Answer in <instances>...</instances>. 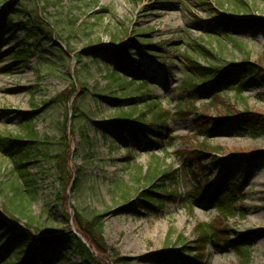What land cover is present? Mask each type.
I'll return each mask as SVG.
<instances>
[{"label":"rangeland","instance_id":"1","mask_svg":"<svg viewBox=\"0 0 264 264\" xmlns=\"http://www.w3.org/2000/svg\"><path fill=\"white\" fill-rule=\"evenodd\" d=\"M245 1L244 9H236L231 0H0V135L24 136L22 118L31 115L40 140H28L32 153L21 169L31 192L36 193L31 210L55 229L51 235L35 234L60 236L63 241L37 251L41 264H83L67 248L73 242L67 232L72 207L89 215L101 213L104 244L130 258L131 264H189L193 258L180 253L179 236L191 247L197 223L210 224L219 215L212 202H195L192 197L194 189L206 185L209 194L230 195L234 210L240 213L242 209V217H226L225 229L233 239L244 240L250 264H264V137L241 134L232 119L233 113L245 110L264 113V87L255 80L244 82L240 68H228L225 91L220 94L225 105L215 108L210 107L214 94L198 79L192 81L198 90L188 86L184 73L185 55L203 66L210 60L195 44L209 51L215 65L227 67L243 61L244 54L231 45L232 36L216 35L215 28L204 23L221 16L243 22L231 34L249 52L248 61H259L264 53V27L255 23L264 21V0ZM36 2L37 11L50 17L49 24L61 26L71 18L76 23H96V27L79 31L67 42L58 37L39 39L28 62H13L8 57L11 52L35 42L29 37L38 27ZM16 7L23 11L10 17ZM113 27L119 39L125 32L140 34L145 46L117 60L118 41L112 43L109 32ZM136 41L139 46L141 41ZM91 49L97 50V56L86 61ZM77 54L83 57L81 62ZM83 63L92 76L85 78L82 86L87 95L79 98L77 106L87 118L83 131L78 128L66 144L69 158L59 162L57 156L64 152V123L70 116L67 109L78 91L68 105L57 95L72 89L69 84L79 78ZM111 72L127 78L126 94L109 80ZM130 79L145 81L152 98L168 111L167 130L160 136L148 125L117 116L118 106L128 110L135 103L137 84H129ZM240 85L238 97L235 89ZM191 105L198 111L189 110ZM203 111L205 118L200 114ZM224 111L228 120L219 123ZM191 136L219 149L204 151L192 160L196 143ZM0 147V169L8 176L14 160L7 156L8 149ZM185 156L191 158L189 165ZM165 170L174 171L173 177L164 178L160 172ZM78 171L80 199L70 188ZM143 176L156 177L155 187ZM141 190L152 199H141ZM64 193L69 197L66 205L61 200ZM2 209L0 197V216L16 230L22 221ZM9 234L0 227V264L9 257L13 260L15 239L10 240ZM202 254L199 261L194 260L196 264H239L232 248L218 237L205 245Z\"/></svg>","mask_w":264,"mask_h":264},{"label":"trees","instance_id":"2","mask_svg":"<svg viewBox=\"0 0 264 264\" xmlns=\"http://www.w3.org/2000/svg\"><path fill=\"white\" fill-rule=\"evenodd\" d=\"M231 2L236 9H244V7L247 5L245 0H231ZM37 6L38 4L36 2L34 6V10L36 11L39 10ZM22 11L23 9L20 7L13 8L10 17H12V15H19V13ZM35 16L38 27L29 37L31 39H35V42L33 45L27 46L25 48H19L11 52L8 57H10L13 62H28L36 49L35 47L38 45L37 42L39 41L37 40L39 39L47 38L49 40H54L56 37H58L59 39H65L67 42L79 31L83 32L89 28L96 27V23L90 24V22L86 20L76 23V21H74L75 19L71 18L61 26L49 24L48 20H50V17H44L40 11H37ZM51 17L53 18L54 16ZM103 18L104 16H101L98 20L101 22ZM54 20L57 21V18ZM8 22H10V18ZM204 23L208 24L212 28H215L217 32L216 35L226 34L232 36L233 39L231 40V45L241 51L244 54V58L240 65L231 63L228 64L227 67L218 66L214 64L211 54L205 49L203 45L200 46L195 44V49L199 50L207 59L210 60L207 65L203 66L199 64L196 58H193L190 55H185L184 73L188 79L186 84L190 87H194L195 90H198L199 87L193 84L192 81L195 79L202 81L214 94L215 100L210 101L212 104L210 107L215 108L225 105L220 94L225 91L223 90V86L225 87L227 82L226 76L228 73V68H240V73L243 78H245L244 82L255 80L260 82L264 87V53L259 56V61H248L249 52L245 50L242 42L236 39V37L233 36L230 31L231 29H234V26L241 25L243 22L221 16L215 21L205 20ZM255 24L256 26L264 27L263 20H258ZM99 26H102L103 29L106 28V25ZM115 30V27H113L111 30H109V32L111 35V42L114 43L118 41V46L115 51L116 57L118 58L117 60H120L121 57L123 58L127 55L138 53L136 49L141 48L142 44L145 46L143 40H140V34L135 35L132 33V35L128 36L129 34H126L125 32L124 34L122 33L124 38L119 39V31ZM42 32H44L43 35ZM95 39L99 40L98 37ZM136 40L141 41L139 46L135 45L134 42H137ZM102 50L105 51L104 49ZM96 56L97 50L91 49L90 53L84 59L86 61H91L92 59L96 58ZM75 58L78 62H81L83 57H81L80 54H77L75 55ZM147 74H149V72H147ZM78 76L79 78L73 79V81L70 82L69 85H71V90L66 89L57 95L61 102H66L68 105V101L73 96H75L78 91V95L75 96L74 103H72L69 107L67 106L70 116H67L64 123V152L62 155L57 156L59 162H63L66 158H69L70 151L68 148H66V144L72 138V136H74L75 131L78 128L83 131L84 119L87 118L86 113L77 106L79 98L87 95L82 84H85V78L89 79L92 76L87 64L83 63V70ZM107 76L110 81L117 84V88H120L123 94L127 93L125 89L128 84L126 82V77L120 78L115 72H111ZM128 82L129 84H137L134 85L135 87H133V91L136 92L135 103L131 105L128 110L118 106L117 116L126 120H132L148 125L151 132L157 136H160L162 131L165 132L167 130L166 121L169 119L168 111L163 109V107L158 104L156 99L152 98L153 96L151 95L150 88L145 81H137L135 83L130 79ZM110 86L112 85L109 83L108 87ZM235 91L237 92V96L240 97L242 91L241 85L235 89ZM188 98L194 99L191 95H189ZM198 109L199 108L191 105L189 110H194L197 112ZM225 113L226 112L224 111V116L219 119V123L228 120ZM200 114L204 118L207 117V114L204 111ZM232 115H234L232 119H236V122L239 124L238 129L241 134H248L250 137H264V113L259 111L245 110L240 113H233ZM115 123L117 125H122L121 121H115ZM20 127V129L24 132V136L7 135L2 137L0 135V146L8 149L7 156L14 160L15 165L14 168L9 170L8 176H4V173L0 169V178L3 177V180L0 182V197L3 200L2 210L14 220L22 221L17 230H14L11 226H8L6 220L0 216V227L2 232L10 233V240L15 239V250L12 256L13 260L9 257L3 263L23 264L25 259H27L24 264H41L40 259L36 258L37 251L49 247V245L52 243L63 244V241L60 236L38 237L35 234L36 232H41V234L49 233V235H51L55 229L54 227H47L44 224L43 219L38 215H35L31 210V203L35 198L36 193L31 192L32 189L30 188V184L27 183V177L21 167L22 162L28 159L29 154L32 153V145L28 144V140H31V142H36L40 139L37 138L36 131L33 124L31 123V115H27L22 118V124ZM206 132L207 131H205V133ZM191 141H195L196 143L193 145L194 151L192 154L194 157H192V160L197 159L198 155L204 151L211 152V150H213V152H215L219 149L218 146H211L206 140L203 142H198L196 136H191ZM190 162L191 158L185 156V163L189 165ZM161 173L162 176L167 179L172 178L174 175V171L169 170H165L164 172L161 171L160 174ZM79 174L80 171L77 172V175L74 179H72L70 184V188H72L71 191L75 192L76 199H80L81 192L78 176ZM143 177L148 179V182L152 183V187H155V179L153 176ZM206 187L198 186L197 189L192 191V197L195 202H198L202 199L212 202L218 210L219 215L210 224L203 222L197 223L195 228L196 237L192 242L193 245L191 247L186 246V239L179 236V240H182V246L179 250L180 253L191 254L193 260L189 264H196L194 260L196 259L199 261L203 257L202 253L204 251L205 245L210 242L211 239L218 237V239L224 241L230 248H232L238 257L239 264H250V250L247 245H245L244 240L233 239L230 237L223 222L226 221V217L230 215H239L242 217V209L240 208V213L234 210L233 202H235V200L232 198V196L219 192L215 195L209 194L208 191H206ZM125 194L126 193L124 192L122 195L125 196ZM138 196L143 200L152 199L148 191L145 190H141ZM61 200L62 204L66 205L69 202V197L64 193L62 194ZM72 210L74 215L69 217V222L74 230L81 235V238L76 237L72 232V227L68 226L67 232L73 238V242L68 244L67 248L76 256H78L82 260L83 264H131L132 261L130 258L122 256L116 250L109 249L104 244L101 213L95 212L89 215L84 213L83 210H79L77 207H72ZM1 256L2 255H0V259Z\"/></svg>","mask_w":264,"mask_h":264}]
</instances>
